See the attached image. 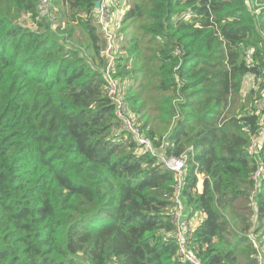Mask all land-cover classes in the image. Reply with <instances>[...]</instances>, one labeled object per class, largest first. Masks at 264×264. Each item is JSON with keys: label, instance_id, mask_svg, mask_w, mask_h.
<instances>
[{"label": "trees", "instance_id": "1", "mask_svg": "<svg viewBox=\"0 0 264 264\" xmlns=\"http://www.w3.org/2000/svg\"><path fill=\"white\" fill-rule=\"evenodd\" d=\"M52 1L65 8L56 28L41 0H0V264H189L175 236L176 176L119 129L104 92L99 0ZM253 5L110 10L113 77L140 132L166 158L193 150L180 199L189 218L203 215L188 241L201 264L264 263V178L255 193L252 180L264 135L247 150L263 83L241 100L245 78L264 77V7Z\"/></svg>", "mask_w": 264, "mask_h": 264}, {"label": "built area", "instance_id": "2", "mask_svg": "<svg viewBox=\"0 0 264 264\" xmlns=\"http://www.w3.org/2000/svg\"><path fill=\"white\" fill-rule=\"evenodd\" d=\"M125 0L123 1H115L109 0L105 2L100 0V7L97 9L98 17L96 19V25L100 29V31L104 34L106 39L107 45L106 48L103 50V58L105 61V67L103 69V75L105 77L106 86H105V94L111 100L115 116L117 119L119 129L123 131L129 132L136 142L141 146L143 152L150 153L153 156H157L159 161H161L162 165L167 168L168 170L172 171L176 176V185H175V192H174V212H173V222L176 225V241L178 244V252L179 256L189 264H201L200 260L195 256V254L191 251L188 246L189 238L191 237L192 227H189L186 222H180V217L183 215L187 217L188 214L185 212L184 206L182 205L180 199V191L182 180L184 177L185 170L187 168V161L189 157L193 155L192 148H188L184 153H182L178 157H164L154 152L151 142L147 139V137L140 132L136 121L131 116L127 103L123 98L122 94V84L113 77V73L115 71V61L117 57V44L113 38L112 33L110 32V28H108L109 20H110V10H115L116 7L120 6V10L117 12L121 15V10L123 7ZM251 2V1H250ZM249 2V3H250ZM260 0H254V7H257ZM48 0H41L39 5V16L40 17H47L50 20L52 19L51 15H49L48 11ZM252 6V7H253ZM257 10V9H256ZM255 13H258L257 11ZM99 11V12H98ZM116 12V10H115ZM120 15L118 17H120ZM115 16V14H114ZM116 17V16H115ZM245 63L247 66L252 67L254 65L252 59V51L249 50L245 57ZM264 73V72H263ZM254 78V77H253ZM255 83L261 82L264 85V77L255 79ZM264 88V86H263ZM255 108L260 113V127L257 131V134L250 139V143L247 147V150L250 155H254L258 146V143L261 137L264 135V94L260 101H256ZM201 178V176H199ZM198 178V179H199ZM264 178V165L258 163L256 166V170L252 175V180L254 183V192L255 193L260 185L261 179ZM201 181L197 182V190H201ZM259 264H264L260 255H258Z\"/></svg>", "mask_w": 264, "mask_h": 264}, {"label": "rangeland", "instance_id": "3", "mask_svg": "<svg viewBox=\"0 0 264 264\" xmlns=\"http://www.w3.org/2000/svg\"><path fill=\"white\" fill-rule=\"evenodd\" d=\"M56 1H59V0H56ZM103 1L108 2L109 0H103ZM121 1H123V0H121ZM51 2L52 3H50V2L48 3V11H49V15H53V17H54V20H53L52 23H53L54 28H56V26L60 23L59 22V19H60L61 10H63V12H64L65 11V8H63L60 4L59 5H56V3L53 2L52 0H51ZM118 6H119V9H118V7L115 8V10H116L115 16L116 17L120 15V13L117 12V10H120V6L121 5H118ZM257 7H258V9L256 10V12L259 11V10H261V8L264 7V0H262L261 3L259 2V4H258ZM112 19H115V17H113ZM68 21H69V17L66 20V25L68 24ZM108 28H111L109 30H110L111 33H113L112 27H111L110 24L108 25ZM75 37L77 39H83V41H86L85 36L81 35L78 29L76 30ZM66 43L67 44H70V45L73 44V42H72L71 39H69L68 41H66ZM254 83H255V80H254V78L252 76H248V77L245 78V82H244L243 87H242L241 100H243L245 98L246 93L249 92V90L254 85ZM236 109H237V106L233 109V112H236Z\"/></svg>", "mask_w": 264, "mask_h": 264}, {"label": "crops", "instance_id": "4", "mask_svg": "<svg viewBox=\"0 0 264 264\" xmlns=\"http://www.w3.org/2000/svg\"><path fill=\"white\" fill-rule=\"evenodd\" d=\"M199 181H201L200 185H201V190L199 191L200 193L202 192V179L199 178ZM198 181V182H199ZM203 218L202 214H197L195 217H191L189 218V216L184 217L183 215L180 217V222L184 223L186 222L188 224L189 227H195L199 221H201Z\"/></svg>", "mask_w": 264, "mask_h": 264}, {"label": "water", "instance_id": "5", "mask_svg": "<svg viewBox=\"0 0 264 264\" xmlns=\"http://www.w3.org/2000/svg\"><path fill=\"white\" fill-rule=\"evenodd\" d=\"M100 6V0L95 3V8L98 9Z\"/></svg>", "mask_w": 264, "mask_h": 264}]
</instances>
